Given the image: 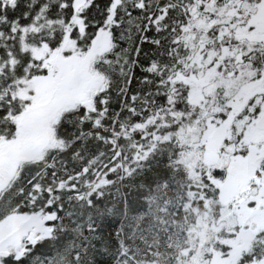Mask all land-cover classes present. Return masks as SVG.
Masks as SVG:
<instances>
[{
    "label": "snow or ice",
    "instance_id": "6c2138e0",
    "mask_svg": "<svg viewBox=\"0 0 264 264\" xmlns=\"http://www.w3.org/2000/svg\"><path fill=\"white\" fill-rule=\"evenodd\" d=\"M0 264H264V0H0Z\"/></svg>",
    "mask_w": 264,
    "mask_h": 264
}]
</instances>
